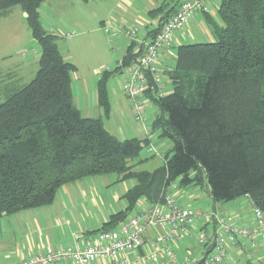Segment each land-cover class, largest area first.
<instances>
[{
	"label": "trees",
	"instance_id": "1",
	"mask_svg": "<svg viewBox=\"0 0 264 264\" xmlns=\"http://www.w3.org/2000/svg\"><path fill=\"white\" fill-rule=\"evenodd\" d=\"M45 1L0 0V16L21 6L40 46L34 79L26 85L10 80L0 88V219L48 207L64 186L108 174L135 185L124 195L127 208L92 234L115 229L142 201H163L171 184L178 190L206 186L214 203L244 198L264 215V0H220L217 18L205 14L213 41L177 48L174 66L164 72L171 93L146 94L160 110L150 136L124 140L75 106L72 74L77 69L63 58L59 35L42 27ZM182 1L164 0L150 13L159 23L149 37ZM135 47L133 41L122 67L137 57ZM120 71L104 72L97 84L107 118L108 81ZM155 132L173 142L164 165L151 172L134 170Z\"/></svg>",
	"mask_w": 264,
	"mask_h": 264
},
{
	"label": "rangeland",
	"instance_id": "2",
	"mask_svg": "<svg viewBox=\"0 0 264 264\" xmlns=\"http://www.w3.org/2000/svg\"><path fill=\"white\" fill-rule=\"evenodd\" d=\"M159 1L162 2V0H46L44 2L40 11V22L45 30L59 35L58 44L63 58L67 62L74 64L77 69L72 74V92L76 98L79 96L83 97L85 87L87 85L91 87L93 79L97 80L101 78L106 71L114 72L133 42L126 35H115L113 23L128 24L145 19L147 18V7L158 5ZM219 3L220 0H216V4L218 5ZM200 16L204 17V15ZM139 23L141 22H136L135 24ZM107 28L110 29L109 32ZM200 29H203L206 34L200 35L195 26L187 31H179V34H182L185 39L181 40L180 44H176L174 40L171 50L173 55L176 56V50L180 45L213 41L208 25L201 24ZM68 34H71V36L68 37ZM174 56L172 57L171 65L175 64ZM39 58V43L33 37L32 30L27 22V16L23 13L21 6H14L5 13H2L0 16V80H2L0 88L5 84H9L10 80L19 82L20 85L30 83L38 72ZM113 89L117 92L115 93L116 97L112 96ZM122 94L121 77L120 75H114L108 81V95L110 104L114 100L116 101V107L113 106V113L111 112L110 119L102 118L104 127L112 135L121 140L144 138L143 127L135 121L130 103ZM3 100L4 94L1 91L0 102ZM145 103L148 115L147 125H150L156 115L160 113V110L152 100L147 99ZM122 122H125V125ZM150 138L151 142L149 146L142 151L136 161V163L140 162L134 167L136 171L151 172L163 166L165 156L173 148L172 140L159 137L158 132L153 133ZM149 148H153L154 151L149 152ZM81 182L88 197L92 200V205L90 199L87 198L88 200H86L85 204L88 208L86 207L87 210L84 209L86 212L84 210L79 211L76 223H73L71 226L68 224L67 226H60L57 230L73 229L79 231L80 229L84 230L85 227L91 231L101 229L112 215L127 208V201L124 199V195L128 189L135 185L134 180L120 182L119 177L115 174L88 177ZM88 183L89 186L87 185ZM179 190L180 193H183L181 200L187 206L203 211H214V201L208 193L206 186L202 188L197 187V193L193 197L191 189ZM244 200L247 201L244 198H240L230 203L217 202L216 204H220V206L222 204L230 207L227 211L221 209L219 215L229 218V213L236 211V213L241 214L242 211L246 212L245 209L240 207V202ZM59 202L60 199H57L56 203L49 206L48 209L44 208L48 210L49 216H42L41 219L44 221L47 218L52 220L53 233H55L56 227L59 226L57 224L59 223L58 214L55 212V210H58ZM250 210L252 214V209ZM137 211L138 209L130 217ZM33 212H20L18 213L19 215L7 216L1 219L0 237L3 244L9 241V247H14L17 244L25 245L27 240L24 238L22 225L28 224H23V222ZM36 212V214L40 215L43 211L38 210ZM242 215L244 214L242 213ZM60 222L62 221L60 220ZM41 224L43 225V223ZM29 230L31 232L30 228ZM12 233L15 234L16 238L14 243L10 241L12 237H9ZM49 233V230H46L43 232V236L40 237L38 230L37 233L32 232L31 236L34 241H40L41 245L54 247L56 244L52 242L53 240L50 241L48 237ZM199 237V233L195 231L192 237L187 239L190 248L197 251L196 254L192 255V258L196 261H199L204 255V250L198 243ZM1 257L2 253L0 251ZM10 258L12 262L16 260L13 256Z\"/></svg>",
	"mask_w": 264,
	"mask_h": 264
},
{
	"label": "built area",
	"instance_id": "3",
	"mask_svg": "<svg viewBox=\"0 0 264 264\" xmlns=\"http://www.w3.org/2000/svg\"><path fill=\"white\" fill-rule=\"evenodd\" d=\"M211 1L183 0L151 40L140 39L143 24L113 23L115 35H126L136 45L137 57L129 65L122 67L119 64L118 67H121V91L146 138L152 130L151 125H147L146 94L151 90L158 98L166 96L162 57L173 48L177 32L195 16L211 13ZM148 151L154 150L149 148ZM177 191V184H171L163 201L140 209L115 229L101 231L95 236L77 233L71 245L48 247L20 264H179L175 246L195 231L199 233L198 243L204 255L196 261L188 253L181 264H199L202 260L203 264H223L230 247L243 242L251 248L258 242L264 246V215L260 209L251 207L254 226L241 227L217 212L187 206L176 195ZM150 232L156 234L151 236Z\"/></svg>",
	"mask_w": 264,
	"mask_h": 264
},
{
	"label": "crops",
	"instance_id": "4",
	"mask_svg": "<svg viewBox=\"0 0 264 264\" xmlns=\"http://www.w3.org/2000/svg\"><path fill=\"white\" fill-rule=\"evenodd\" d=\"M163 2H164V0H162V2H160L158 5H154L153 7H152V5L148 6L147 7L148 10L146 11L147 12V18L141 19V20L138 19L139 21H136V22H141L140 24L144 25L140 39L151 40L152 37H149L150 36L149 33L157 27V25L159 23V21H158L159 18L158 19L152 18L150 16V13L153 10H156L157 8H159L163 4ZM218 5L216 4V0H212L209 4V6L211 8L210 9L211 15L213 18H217ZM40 11H41V9H40ZM135 23H128V24L125 23V24L126 25H136ZM201 24L207 25V21H206L205 17H201L200 15H197L190 21V24H188L187 27L185 28V30H183V31L190 30L191 27L195 26V27H197L198 31L200 32L199 34L203 36L204 34H206V32H204L203 29L202 30L200 29L201 31L199 30V28L201 27ZM179 33L180 32H178V34H176V37H175V43L176 44H180L181 40L185 39V37ZM189 37L192 38L190 35H189ZM197 37H198V34H197ZM171 50H169L167 53H165L164 56L162 57V61H161L162 65L161 66H162V70H164V72L169 71L171 69V67L174 66V64L171 65V62L173 59L172 57L174 56ZM127 51H126V54H127ZM135 51H136V47L134 48V52ZM174 58H175V56H174ZM38 64H39V60H38ZM165 78H166V81H165L164 90H165L166 94H169L172 91V83L168 79L167 74L165 75ZM99 80H100V78L97 80L93 79V82L91 84L92 86L89 87L87 85V87H85V93H83V97L79 96L78 98H76L73 94V98H74L75 106L80 110V112L82 113V115L84 117L97 118V119L102 120V118L105 117V114H104V111L102 110V108L100 107L99 102H98L97 84H98ZM112 92H113L112 96L116 97L115 93H117V92L114 89L112 90ZM112 103H114V104H112ZM112 103L110 104L111 112H112L113 106L116 107V101L112 100ZM110 115H111V113H110ZM105 119H107V120L110 119V116L108 118L105 117ZM122 124L125 125V122H122ZM145 138L146 137L144 136V138H141V139H145ZM81 181L70 183L58 191L59 194H57L58 196H56L54 203H56L57 199H60V202L58 204V210H55V212L58 214L57 217L59 218L58 219L59 223H57V224H59V226L56 227L55 233H53L54 228H53L52 220H50L48 218L45 221L41 220L42 216H44V217L45 216L47 217V215L49 216L48 210L44 209V208L48 209V207H49L48 206V207H42V208H38V209H34V210H28V211H32V212L34 211V212L31 213L30 216H27L25 221L23 222V224H26V223H28V224L22 225L24 238H25V240H27V242H25V245L24 244L23 245L17 244V245H14V247H9V241H8V243L3 244L2 238L0 237V244H1L0 245V251L2 253V257L0 258V264H20L23 260L27 259L28 257H30L32 255L39 254L40 252L45 251L48 247H53V246L41 245L40 241L36 242V241H34V239H32V236H31L32 232L37 233L38 230L40 233V237L43 236L44 231L49 230L50 233H49L48 237H49L50 241L53 240L52 242L56 244V246H54V247L71 245V243H72L71 240H73V236L77 233H84V234L89 233L88 235L95 236V234H92V232H95V231H91V230L87 229L86 227L84 230L80 229L79 231H75L73 229H69V230L58 229L57 230V228H59L60 226H67V224L69 226H71L73 223H76L77 214L79 213V211L84 210V209L87 210V208H88L87 205L85 204V202H86V200H88L90 198L88 197L87 192L84 190V186H82L83 184H81L82 183ZM84 185H86V184H84ZM87 185L89 186V183ZM189 189L192 190V192H193L192 197H193V195L197 193V187H189ZM182 194L183 193H180V190H178L176 192V195L179 198H181L183 196ZM90 203L92 205L91 199H90ZM214 205H215L214 206L215 207L214 212H217L218 214H220L219 212L221 209L225 210V211H227V209L228 210L230 209V207L222 205V204L220 206V204L214 203ZM148 206H149V204L142 201V202H140V204H138V210L145 208V207H148ZM240 207H242V209H245L246 212L242 211V213L244 215H242V213L238 214L235 211L233 213L228 214L229 218L236 225L241 226V227H252V226H254L255 222H254L253 214L250 213L251 210L249 211V209H251L249 203L244 200V201L240 202ZM38 210H41L43 212H41V214L38 215V214H36L37 213L36 211H38ZM23 212H26V211H23ZM84 212H86V211L84 210ZM17 214H14V215H17ZM84 215H85V213H84ZM5 217H7V216H5ZM1 219H0V221H1ZM60 220L62 222H60ZM21 221H22V217H21ZM41 223H43V225ZM29 228L31 229V232H30ZM154 234H156V232H150L149 233V235H151V236H153ZM9 237H12V240H10V241H12L14 243V241L16 239L15 234L12 233L11 235H9ZM55 237L57 240L55 239ZM190 237H192V236H188V237L184 238L179 244H177L175 246L179 264H181L183 262L184 258L187 256L188 253L191 254V257H192V255L197 253V251L193 250L189 246L187 239ZM12 256L16 259L14 262L10 261V259H11L10 257H12ZM63 264H73V263L67 262V263H63ZM104 264H106V263H104ZM223 264H264V246L261 242H258L255 248H251L248 244L243 242L237 247H230L228 257L224 261Z\"/></svg>",
	"mask_w": 264,
	"mask_h": 264
}]
</instances>
